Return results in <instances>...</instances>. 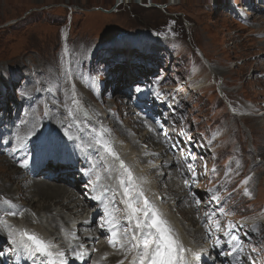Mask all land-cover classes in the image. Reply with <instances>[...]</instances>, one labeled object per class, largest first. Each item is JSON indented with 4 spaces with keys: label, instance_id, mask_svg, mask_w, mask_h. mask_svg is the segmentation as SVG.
Listing matches in <instances>:
<instances>
[{
    "label": "rangeland",
    "instance_id": "1",
    "mask_svg": "<svg viewBox=\"0 0 264 264\" xmlns=\"http://www.w3.org/2000/svg\"><path fill=\"white\" fill-rule=\"evenodd\" d=\"M136 1L140 4H120L113 14L106 15L100 9L112 8L116 0H0V25H11L18 21V14L28 5H32V9L27 12L29 15L33 11L41 10V7L49 11L53 8L54 10L49 12V18L56 15L66 17L70 10L79 12L74 16L72 29H69L66 23L53 27L55 23H60L61 19L42 24L36 15V26L27 32H20L14 43L9 41V35L0 38V173H4L7 166L13 168L16 161L27 173V179H34L32 175H36L37 178L45 180L42 175L39 176V171H36L38 157L45 148L37 156L39 141L36 140L42 136L48 137L55 124L61 132L74 134L73 119L77 116L79 118V104L85 109L88 108L99 120V126H92L82 116L86 123L85 128L99 142L106 144L108 140L105 136L109 135L128 142L129 147L130 141L135 139L139 148L151 153L160 147L161 159H166L167 163L160 166L157 164L152 174L155 175L153 180L164 176L167 178L159 183L160 188L165 182L175 178L192 177L198 172L201 173V165L197 166L193 162L185 161L183 157L179 158L180 151L182 156L189 149V132L201 135L199 163L204 165L206 161L209 162L206 186L200 189L206 194L210 182L219 177L214 175L211 166L213 154L224 152L226 144L236 146L245 141V149L250 151L249 161L253 167L248 168L241 181L244 186L242 192L248 199L234 210L235 215L242 219H236L228 215L225 209L222 210L230 220L236 219L233 220L234 223H244L243 230L248 231L251 223L257 221L258 232L264 231V120H237L223 115L221 124L220 120H216L211 128L209 108L201 105V94L197 96L196 103L191 102L166 113L157 112L160 111L159 108L152 107L150 101L146 102L141 98L157 97L162 101L169 92V86L173 87L174 84L187 80L193 73L196 79H199L198 82L209 85L203 92L212 94L215 87L219 86L226 97L240 102L253 101L263 108L264 0H255L257 7L250 24L242 20L237 8H233V4L236 7L240 3L239 0H169L171 2L163 4H159V0ZM177 5H183L188 11L187 14L172 13ZM60 8L65 11L59 10ZM227 22L229 30L226 29ZM239 22L241 28L237 27ZM55 31L60 38L65 33L67 35V31L70 32L71 43L67 44L66 49H59L54 56L41 57L32 43L35 38L39 39L45 34L50 42L54 41ZM128 36L133 39L138 49V61L143 60L140 49L144 50L145 45L148 46L152 39H157L146 57L149 59L148 68H151L154 60L166 65L168 59L169 62L178 55L177 66L171 67L172 73L164 74L151 69L144 81L137 74L139 85L123 87L122 76L129 69L123 62L125 52L122 46ZM98 56L102 57L100 65L91 68L93 59ZM112 59L113 62L117 60V63H110ZM241 85L246 88V93L240 90ZM87 116L89 117L88 114ZM202 116H205L206 120L201 119ZM218 126L219 128L215 129ZM251 133L254 137L253 144L256 145L255 150H251V146L247 144ZM16 134L20 136H16L18 140L14 141L11 136ZM8 140L12 143L7 144L10 147L13 142H18V154H4L3 144ZM109 150L115 155L110 146ZM29 154L34 157L33 160L28 158L24 164L19 163ZM146 163H152L153 166L154 157L151 155V160L148 158ZM235 168L234 164H229L225 174H230L231 181L220 182L219 191L228 197L236 192L235 185L239 184V177L233 176ZM27 186H17V189L12 187V195L16 199L4 198L5 193L0 192V236H6L7 227L9 228L7 223L10 220L26 221L23 211L18 209L16 203L21 200L22 191H30ZM36 195L32 200L39 203L46 198L38 192ZM50 208L59 209L51 204ZM199 229L205 230L204 226ZM192 237L197 247L206 243L205 238L200 235L194 234ZM248 239L249 252L245 258H249L254 264H264V238L262 242L255 234H250ZM0 247V261H6L9 243L2 240ZM209 256H212V252H209Z\"/></svg>",
    "mask_w": 264,
    "mask_h": 264
},
{
    "label": "bare ground",
    "instance_id": "2",
    "mask_svg": "<svg viewBox=\"0 0 264 264\" xmlns=\"http://www.w3.org/2000/svg\"><path fill=\"white\" fill-rule=\"evenodd\" d=\"M263 36H264V33H263ZM131 77H132V75H131ZM86 110H87V114L89 115V117L93 120H96L92 116L91 112L88 109H86ZM74 119L80 124V127L84 130L85 134L87 135L88 139L86 140V142L91 141L90 148L88 150H85V149H82V150L88 151V152H90L96 156V158H95L96 170L94 171V174H95V177H97L99 179L100 185H103V188L105 190L109 191V193H111L115 189H117V185L115 183L116 180H122L125 183V185H127L133 193V199L129 202L128 206L132 207L134 205L138 208V212H137V214H135V216L136 215L138 216L136 219V225L138 228H133L134 224H132L131 225L132 228L129 229L128 231L123 230V234L126 235L132 231L133 233H135V235H138L139 232H142V237L147 236L145 233H146V231H148V227L144 221L145 220L144 215L141 213V210H142V206H143V208H144V206L145 207L149 206L161 217V220L163 221V224L167 230V238L171 239L172 237H174V239H176L175 236L173 235L172 228L169 226L168 216L165 213H163L160 209H158V207L156 205L152 204L153 201H152L151 196H152L155 188L147 180H142L141 175L142 174L147 175V174L145 172L143 173V170L146 168L142 169L140 167V164H142L144 162V159L136 156L137 146L135 145V149H133V148L128 146V142H124L119 137H116V139H118V140H116L114 136H109V135L105 136L108 140V142H105V143L112 148V150L114 151V154H118L121 157V159H123L125 162V166L121 168L122 175L115 176L113 174L112 170L110 169L113 165V162L117 161V159L114 158L115 155L113 156L107 150V147L103 143L99 142L96 138H94L91 135L90 131L87 128H85L86 123H85V120H83L81 114L79 115V118L77 116V118H74ZM52 129H53V127L51 128V130ZM60 135L63 136L64 133H60ZM16 136L18 138L20 136V134H16V135L11 136L14 141L18 140L16 138ZM112 139H115V140H112ZM9 143L12 144L11 141H9V140L4 142V144H3L4 148H2V151L4 152V154H8L9 156H14L16 154V146H17L18 142H13V146H11V147L7 146V144H9ZM70 146H72V144H70ZM72 149L76 150L75 145L73 146ZM75 153H76V156H78V157L81 156L80 151L76 150ZM102 160H105V162L102 163ZM16 164H17V162L14 161V167L13 168H11L10 166H7V167H5V172L0 173L1 174L0 178H1V180H3L2 182L0 180V192L5 193L4 198H12L13 197L12 193L14 190L12 189V187H14V189H17V186H23L24 184H25V186H27L29 184L27 187H29V188L31 187V189H30L31 192H33L35 194H37V192H38V194L42 195L43 197L46 196V198H44V201L42 203H39L37 201L35 203H30V202H28V197L23 195L24 198L21 199L20 201H18L17 204H24L22 206V209L25 212H28L31 209L34 211H44L43 209H47V207H44L42 204H45L48 207H50V204L56 205V206H60L64 210H70L69 202L72 199V196L74 195V193H70L67 195L68 187H67V185H65V183H62L63 186L56 185L55 184L56 181H54L52 185L50 184L51 182L46 183L45 181H40V182H34L33 181L31 183L27 178H25V174L23 171H21L19 168L18 169L15 168ZM12 165H13V163H12ZM2 178H4L5 180ZM100 192L101 191H99V193ZM65 196H66V198L64 200ZM122 196H123V194L117 193L116 195H113L112 198L110 199V203L112 204L113 209H114V213H115L114 219L118 218V214L121 211L122 204L120 203V201L121 202L124 201V198L121 199ZM126 196L127 195L125 194L124 197L126 198ZM14 199H16V198H14ZM119 199H121V200L119 201ZM146 199H149L151 202L146 203ZM166 199H167V197H166ZM38 204L42 205V206L36 207V205H38ZM125 215H126V217H130L128 210H125ZM25 222L26 221H24V222L21 221V219L18 221L17 220H10L9 223H7V225L9 226V228L7 227L8 228L7 231L11 230L10 233L12 232L13 234H16L17 229H19L20 227H22V226L30 227ZM95 224H96V222H94L92 224H88V227L86 229V231L90 233L89 236L91 238H96V236H99V237L105 236V234L107 232H109L113 229L116 230V227L108 225V224H107L108 225L107 228H104L103 230H101V229L97 228L95 226ZM78 227L80 229H82L83 224L80 223L79 225H77L75 227V229ZM125 229H127V227ZM37 230L41 233L43 231H45V230H43V228H38ZM116 231H118V230H116ZM46 232H48V231H46ZM119 236H121V235H119ZM116 238H118V236L115 237L114 239H116ZM139 241H141V238H139ZM75 250H77V249H74V251ZM74 251H73V254H74ZM142 255H143L142 252H140V251L136 252L137 260L134 264H154V260H153L154 252L153 251L150 253V255L147 258L142 259V257H143ZM174 256H175L174 251L169 252V254L167 256L168 264H173ZM238 264H242V261H240Z\"/></svg>",
    "mask_w": 264,
    "mask_h": 264
},
{
    "label": "trees",
    "instance_id": "3",
    "mask_svg": "<svg viewBox=\"0 0 264 264\" xmlns=\"http://www.w3.org/2000/svg\"><path fill=\"white\" fill-rule=\"evenodd\" d=\"M169 2H171V1L159 0L158 3L163 4V3H169ZM50 5H52V4H50ZM50 5H48V6H50ZM31 6L32 5L25 6L24 10L18 14L19 15L18 17H20L18 21H16L15 23H13L11 25L6 26V27L0 28V38L1 37L6 38L9 35V41L11 43H14L15 38L18 36V34L20 32H27V30H29L31 27L36 26V24H35V22H36L35 16L36 15L40 18V20L42 21V24H44L45 22H49V21H51V22H55L56 20L60 21V19H61V22L55 23L53 25V27H57L62 23L63 24L68 23L69 29H70V27L72 29V26L74 23V16L76 13H79L78 11L70 10L68 16L66 15V17L63 15H56V16H54V18L53 17L49 18L51 15V14H49V12H52L54 10L53 8H51L49 11V10H46L45 8L41 7L42 8L41 10L33 11V13L32 14L30 13V15H29V13H27V12L32 9ZM208 9H210V7ZM59 10L65 11L64 8H60ZM175 11H177V12H175ZM187 12H188L187 9L183 5L182 6L177 5V6H174V12H172V13H181V14L186 15ZM169 13H171V12H169ZM0 22H2V21H0ZM237 27L241 28L240 22L238 23ZM229 28H230L229 22H227L226 23V29L229 30ZM13 31H15V33H13ZM71 39L72 38H71V35L69 32L68 43H71ZM32 46L36 50H38V54H40L41 57H44L43 55L54 56L55 53L59 49H61L62 44H61L60 37L57 34V31H55L54 41L50 42L48 35L45 34V35H42V37L39 39L35 38L34 42L32 43ZM225 108L226 107H225V103H224L223 99L216 96L214 98V109L218 113V116H221L223 114V112L225 111ZM223 160H224V156H223V154H220L218 159H216L214 162L215 167H217ZM238 200L239 199H237V197L234 195L233 196V202L235 205H237L239 203ZM241 201H243V200H241Z\"/></svg>",
    "mask_w": 264,
    "mask_h": 264
},
{
    "label": "water",
    "instance_id": "4",
    "mask_svg": "<svg viewBox=\"0 0 264 264\" xmlns=\"http://www.w3.org/2000/svg\"><path fill=\"white\" fill-rule=\"evenodd\" d=\"M127 3H137L138 5L140 4L139 2H137L136 0H116L114 6L112 8H110L108 11L104 10V9H100L101 12L105 13V14H110L115 12V9L118 5L120 4H127ZM148 6H153L151 4H148ZM159 9H162V6H156Z\"/></svg>",
    "mask_w": 264,
    "mask_h": 264
}]
</instances>
